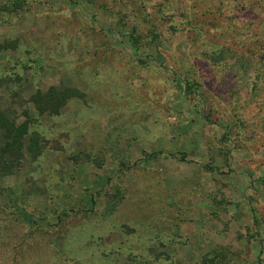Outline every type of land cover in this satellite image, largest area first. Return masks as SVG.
<instances>
[{
	"label": "rangeland",
	"instance_id": "obj_1",
	"mask_svg": "<svg viewBox=\"0 0 264 264\" xmlns=\"http://www.w3.org/2000/svg\"><path fill=\"white\" fill-rule=\"evenodd\" d=\"M0 111V264H264V0H0Z\"/></svg>",
	"mask_w": 264,
	"mask_h": 264
},
{
	"label": "trees",
	"instance_id": "obj_2",
	"mask_svg": "<svg viewBox=\"0 0 264 264\" xmlns=\"http://www.w3.org/2000/svg\"><path fill=\"white\" fill-rule=\"evenodd\" d=\"M129 38L133 43L137 40L134 35ZM185 83L186 87L190 86L188 81ZM80 97L82 94L76 88L51 86L45 92L37 91L32 96L31 103L38 116H57L70 99ZM15 120L7 112L0 111V176H9L15 168H20L26 152L35 156L41 154L40 137L35 132L26 137L29 124L35 120L28 118L19 124Z\"/></svg>",
	"mask_w": 264,
	"mask_h": 264
}]
</instances>
